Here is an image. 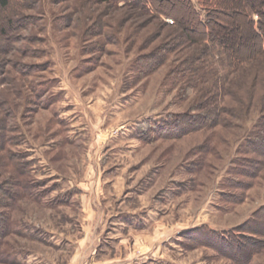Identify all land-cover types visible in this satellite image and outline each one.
Returning a JSON list of instances; mask_svg holds the SVG:
<instances>
[{
  "label": "rangeland",
  "instance_id": "obj_1",
  "mask_svg": "<svg viewBox=\"0 0 264 264\" xmlns=\"http://www.w3.org/2000/svg\"><path fill=\"white\" fill-rule=\"evenodd\" d=\"M12 1L0 10V139H12L0 264H264V157L246 150L264 53L229 68L178 0ZM207 99L219 115L200 123ZM197 116L182 135L153 129Z\"/></svg>",
  "mask_w": 264,
  "mask_h": 264
},
{
  "label": "trees",
  "instance_id": "obj_2",
  "mask_svg": "<svg viewBox=\"0 0 264 264\" xmlns=\"http://www.w3.org/2000/svg\"><path fill=\"white\" fill-rule=\"evenodd\" d=\"M97 3H104L110 5H117L119 3L127 4L129 2H135L140 4L143 0H94ZM159 2H164L168 0H156ZM180 3L185 4L197 18V25L204 27L203 39L202 42L209 43L211 45H217L227 62L229 68L234 69L240 64L249 60H253L259 54L264 53V0H242L241 3H238V7L231 6L230 8L225 7L220 0H197V2L202 6L203 11L205 12V19L201 20L199 13L195 10L193 3L190 0H178ZM10 4L19 6L20 4L12 0H0V10L6 9ZM258 16V21L255 22L252 19V15ZM11 20L7 21L8 28H11ZM0 33L2 36L7 37V32L2 26L0 28ZM8 40H10L8 38ZM7 40V41H8ZM250 44H249V42ZM254 41H258V46L252 47ZM9 42V41H8ZM7 42V43H8ZM7 43L4 41V46H7ZM151 62V61H150ZM151 64H153L151 62ZM1 84V80H0ZM211 99H207L202 108L204 109V119L200 123H211L219 115V109L212 105ZM264 104V98H263ZM194 118L190 124L191 126L181 128L184 125V120L166 119L163 120L161 124L153 127V129L160 134H169L171 135H182L188 129H193L195 124L199 121L200 116ZM187 121V120H186ZM204 121V122H203ZM173 131V132H172ZM11 137L8 139L2 137L0 139V144L3 145L5 142L10 141ZM246 150L248 153L255 154L257 158L264 157V116L261 117L260 123L257 126L252 138L247 142ZM257 159L253 158L249 160L248 167L251 172L254 173L255 165H259L256 161ZM259 161V160H258ZM249 172V170H248ZM249 173V174H250ZM248 175L247 172L244 173ZM2 227V225H1ZM202 228H200L201 230ZM211 236L221 244H227L228 241L223 239L220 235L206 231L204 233Z\"/></svg>",
  "mask_w": 264,
  "mask_h": 264
}]
</instances>
